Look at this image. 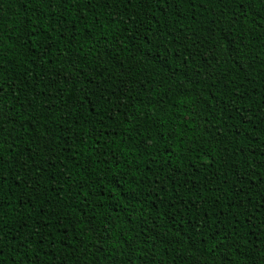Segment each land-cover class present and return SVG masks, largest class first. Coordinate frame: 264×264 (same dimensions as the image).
<instances>
[{
  "label": "trees",
  "instance_id": "1",
  "mask_svg": "<svg viewBox=\"0 0 264 264\" xmlns=\"http://www.w3.org/2000/svg\"><path fill=\"white\" fill-rule=\"evenodd\" d=\"M0 264H264V0H0Z\"/></svg>",
  "mask_w": 264,
  "mask_h": 264
}]
</instances>
